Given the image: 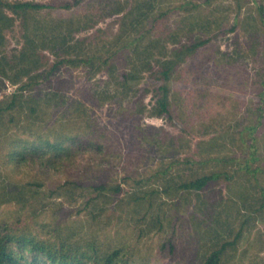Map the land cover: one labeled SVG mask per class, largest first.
<instances>
[{
    "label": "rangeland",
    "instance_id": "rangeland-1",
    "mask_svg": "<svg viewBox=\"0 0 264 264\" xmlns=\"http://www.w3.org/2000/svg\"><path fill=\"white\" fill-rule=\"evenodd\" d=\"M0 1L12 18L0 46V198L8 183L24 186L22 201H0V228L19 221L44 240L96 239L101 248L122 247L134 262L152 264H199L237 235L222 264H264L258 186H264V125L249 162L260 166L258 179L241 166L264 105V0H153L151 14L126 32L125 13L147 0ZM16 1L72 5L14 11L10 4ZM89 16L95 23L80 27ZM139 35L137 51L130 57L128 50L118 53ZM201 39L208 41L196 45ZM25 48L49 58L31 77L21 72ZM58 60L50 71L48 64ZM27 80L25 94L57 88L61 98L81 101L88 116L68 124V113L54 108L56 121L38 133L52 140L64 125L93 141L76 143L69 154L43 149L14 161L18 139L37 134L19 123L26 113H19L18 104L6 108ZM164 96L168 112L154 113ZM212 170L222 177L208 186L179 187L185 178ZM101 180L120 184L122 191L84 185ZM13 250L28 262L51 264L29 244L14 243Z\"/></svg>",
    "mask_w": 264,
    "mask_h": 264
},
{
    "label": "trees",
    "instance_id": "trees-1",
    "mask_svg": "<svg viewBox=\"0 0 264 264\" xmlns=\"http://www.w3.org/2000/svg\"><path fill=\"white\" fill-rule=\"evenodd\" d=\"M79 0H74L73 3L77 4ZM144 4V5H143ZM63 6L65 8L71 7V2H55V3H42L37 1H16L10 4L12 9L14 11H17L18 9L23 10H29V9H41L43 7H53V6ZM100 6V5H99ZM144 6V8H143ZM112 5L111 8L112 9ZM154 2L153 0H147V2L140 3L139 5L135 6L134 8H130L125 13V18L123 19L124 24L121 25V32H126L128 30V25L131 27L133 25H136L137 23H140L143 19V16H146L150 11L153 10ZM99 7L98 9H100ZM106 6H103L101 9L104 10ZM114 8V10H117ZM113 10V11H114ZM101 11V10H100ZM118 11V10H117ZM113 12L108 10L105 14L110 15ZM135 13L137 15H135ZM260 18L261 20H264V16L262 12V8H259ZM133 14L135 16H133ZM163 12H161L159 15H162ZM129 18V22H128ZM159 19L158 16H156L155 20ZM95 20V19H94ZM92 19V16H89V18L86 19V21L82 24H79L80 27H89L95 23ZM90 21V22H89ZM12 24V18L5 12L3 9L2 3L0 1V46H2L3 43V32L4 30L9 27ZM140 31V30H139ZM120 32V33H121ZM142 35L144 33L142 32ZM142 35H139L138 37L132 38L131 41L127 42V44H124L122 47L119 48L118 53L122 51L128 50L127 57L131 56L132 51H137L138 47L141 45L138 40H140V37ZM142 38V37H141ZM208 39H201L199 40L196 45L204 44L207 42ZM58 42V41H56ZM117 53V50L114 52V54ZM126 53V52H125ZM24 58V64L22 66L21 72L24 74L29 75L31 77L32 70L37 69L38 67H41L45 63H48V57L45 54L36 53L35 49L30 50L29 52L25 48L22 51ZM227 54V53H225ZM112 56V55H111ZM227 56V55H226ZM228 58H232L231 55L228 54ZM92 58H88L87 60L91 61ZM62 60L54 61L48 64L49 70L51 71L60 63ZM106 61V60H105ZM146 65V64H145ZM142 66L143 68L145 67ZM30 66V67H28ZM115 65L111 66L114 67ZM141 67V68H142ZM147 67V65H146ZM136 71H139V69H135ZM171 68L167 66L162 70V74L164 77H168L170 75ZM123 77L122 81V87L126 88V79L127 77L123 74L121 75ZM30 82V80H27L25 82H22L20 86V90L18 93L12 96L10 102L7 104V107H13L14 105L18 104V107L20 109V112H24L25 117L24 120H20L19 123H21V126H24L25 128L32 129L35 128V131L37 134L29 133L25 138H20L17 141V145L13 150L11 151V158L14 161H22L27 158V155H35L39 154L40 151L43 153V149L49 150L51 153H53L54 156H58L59 154H69L71 150H73V145L78 143L77 146H84L85 144H89L91 141V138L85 137L83 134H70V132L65 129V126L63 125L62 128H60L57 132L54 138L51 140L50 138H46L45 134L39 132V128H42L44 125H52L56 121L54 115V108L62 107L64 110V113H68L66 116V121L68 124L70 121H74L77 118L85 119V117H88L85 108L83 106V103L79 100H69L67 101L65 98H61L57 88L46 90L45 92H42L41 90L29 92V94H25L24 90H26L27 84ZM166 94V87L163 86ZM31 89V88H30ZM259 94L261 98L264 96V72L262 73V79L260 82L259 87ZM55 100V103L52 105V101ZM62 104V105H61ZM53 106V107H51ZM70 109H72L70 111ZM154 113H163L168 112L169 110V103L164 96L163 98H160L157 100V106L153 109ZM1 111V110H0ZM152 112V113H153ZM14 118L12 117L11 120ZM264 125V105L260 104L259 106V115H258V121L255 126L252 127V136H251V142L249 144V149L247 152H242V157L244 159L245 164L241 165L244 167L245 171H249L252 173V176L258 177V173L260 172V166H253L249 162L255 161L257 149L260 147L258 144V133L261 132L259 128H261ZM38 129V130H36ZM32 131V130H31ZM45 133V132H44ZM99 142H96V145H98ZM260 157V156H259ZM254 158V159H252ZM222 175L221 171H201L194 175L192 179H189L188 177L185 178L184 181H182L179 184L180 188L185 189H197L200 190L209 184H211L214 181H217ZM259 184V183H258ZM87 189H93L99 191H111L113 194H118L119 191H122V188L120 184H110L108 180H101L99 182H87L86 184ZM260 187V206L264 207V186L262 184L258 185ZM24 193V186L20 183H13L10 182L6 186L5 192L3 194L5 195L3 198H0V201H8L16 199L17 201H22V194ZM237 238L234 237L231 240H226L222 242L218 247H215L211 249L209 252L204 254L199 264H222V258L223 253L226 250V248L232 244L235 243ZM94 240V239H93ZM97 240L94 241L80 238L78 240H74V242L69 241V239L64 238H58L57 241H50V240H44L43 238L38 237L37 235L31 234V232L27 229L25 226H21L19 221L14 222L13 225L11 224H3V226L0 228V264H38L36 259H33L31 262H28L26 260H23V255H18L13 250L14 243L21 247L24 244H29L30 250L34 251V253H40L45 255L51 264H152L151 262H141L136 263L132 259V254L127 255L126 252L122 247H112L109 249L101 248L99 245L96 244Z\"/></svg>",
    "mask_w": 264,
    "mask_h": 264
}]
</instances>
